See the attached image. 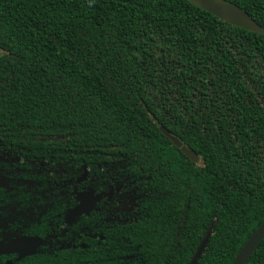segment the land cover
<instances>
[{"label":"trees","instance_id":"16d2710c","mask_svg":"<svg viewBox=\"0 0 264 264\" xmlns=\"http://www.w3.org/2000/svg\"><path fill=\"white\" fill-rule=\"evenodd\" d=\"M230 1L264 26V0ZM0 124L150 177L144 263L126 264H188L209 230L198 264H232L264 220L246 147L264 141V35L187 0H0Z\"/></svg>","mask_w":264,"mask_h":264},{"label":"flooded vegetation","instance_id":"af4514ba","mask_svg":"<svg viewBox=\"0 0 264 264\" xmlns=\"http://www.w3.org/2000/svg\"><path fill=\"white\" fill-rule=\"evenodd\" d=\"M39 140L0 124V264L144 263L133 231L150 177L125 173L117 152Z\"/></svg>","mask_w":264,"mask_h":264},{"label":"water","instance_id":"95a60500","mask_svg":"<svg viewBox=\"0 0 264 264\" xmlns=\"http://www.w3.org/2000/svg\"><path fill=\"white\" fill-rule=\"evenodd\" d=\"M195 6L213 14L219 19L238 26L240 28L256 32L264 35V26L260 25L245 8L233 3L230 0H187ZM163 133L170 138V140L182 151L191 158L194 162H198V154L188 148L183 142L171 132L161 126ZM212 235V230H209L198 245L194 255L188 264H198L204 251L209 243ZM264 240V220L257 226V228L250 234L240 251L237 253L232 264H247L254 251L259 247Z\"/></svg>","mask_w":264,"mask_h":264},{"label":"rangeland","instance_id":"374dc122","mask_svg":"<svg viewBox=\"0 0 264 264\" xmlns=\"http://www.w3.org/2000/svg\"><path fill=\"white\" fill-rule=\"evenodd\" d=\"M239 150L243 146L241 141L238 140ZM247 152L250 155V164L252 166V175L256 180L264 183V141L252 135L247 142Z\"/></svg>","mask_w":264,"mask_h":264}]
</instances>
